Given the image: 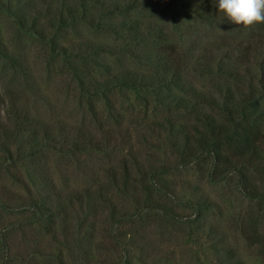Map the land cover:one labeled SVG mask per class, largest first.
<instances>
[{"label": "rangeland", "instance_id": "1", "mask_svg": "<svg viewBox=\"0 0 264 264\" xmlns=\"http://www.w3.org/2000/svg\"><path fill=\"white\" fill-rule=\"evenodd\" d=\"M83 2L0 0V264H264V200L194 150L209 132L188 100L212 93L213 59L257 63L263 26L218 1L212 22L192 0H96L89 20ZM160 57L172 89L126 83Z\"/></svg>", "mask_w": 264, "mask_h": 264}, {"label": "trees", "instance_id": "2", "mask_svg": "<svg viewBox=\"0 0 264 264\" xmlns=\"http://www.w3.org/2000/svg\"><path fill=\"white\" fill-rule=\"evenodd\" d=\"M109 1L106 0V3ZM111 1V5L118 6L124 0ZM159 1L144 0V4ZM192 1L190 6L196 8L201 4L200 6L206 11L202 17L212 22L210 17L215 10L213 4L218 0ZM92 2L96 3V0H84L83 19H90L86 13L93 9ZM159 3L161 4V2ZM102 4L105 3L102 1ZM155 8L159 9L160 7L156 6ZM103 15L100 8L97 15L94 14L91 17L100 20L102 18L100 16ZM128 21L135 26V31L140 29L141 21L131 19ZM260 25L263 26L264 31V23H260ZM258 60L254 65L245 66L232 56L224 57L223 55L222 58L213 59L208 67L212 76L216 74L218 78L214 80L212 93L195 91L188 100L193 103L197 115L205 112V128L209 132L207 143H201L202 140L197 139L194 150L197 151L200 147H204L203 149L211 155L215 164H225L226 167L236 170L241 181L242 191L245 194L251 198L264 200V191L250 178L249 168L252 163L256 168L258 163L264 161V150L257 144L258 136L264 125V51ZM160 61L162 64L156 65L158 67L155 71L144 77V80H140L130 73L127 74L129 80L126 83L131 85H143L144 83V86H153L151 83L156 80L159 89L171 88L172 85H175V80L178 79V71L169 61L161 57ZM207 107H209L208 111ZM248 238H254L263 243L264 232L259 228H253L249 232Z\"/></svg>", "mask_w": 264, "mask_h": 264}, {"label": "clouds", "instance_id": "3", "mask_svg": "<svg viewBox=\"0 0 264 264\" xmlns=\"http://www.w3.org/2000/svg\"><path fill=\"white\" fill-rule=\"evenodd\" d=\"M218 6L237 25L264 23V0H218Z\"/></svg>", "mask_w": 264, "mask_h": 264}]
</instances>
